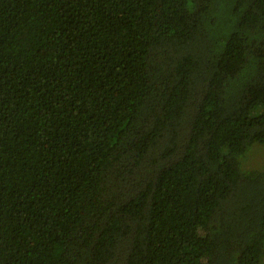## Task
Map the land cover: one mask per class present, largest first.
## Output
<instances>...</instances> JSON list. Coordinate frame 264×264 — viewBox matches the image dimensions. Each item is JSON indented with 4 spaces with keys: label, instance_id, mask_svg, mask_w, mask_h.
I'll use <instances>...</instances> for the list:
<instances>
[{
    "label": "trees",
    "instance_id": "obj_1",
    "mask_svg": "<svg viewBox=\"0 0 264 264\" xmlns=\"http://www.w3.org/2000/svg\"><path fill=\"white\" fill-rule=\"evenodd\" d=\"M264 0H0V264H264Z\"/></svg>",
    "mask_w": 264,
    "mask_h": 264
},
{
    "label": "rangeland",
    "instance_id": "obj_2",
    "mask_svg": "<svg viewBox=\"0 0 264 264\" xmlns=\"http://www.w3.org/2000/svg\"><path fill=\"white\" fill-rule=\"evenodd\" d=\"M248 166L249 167H256L261 168L264 165V148L258 147L254 149L248 159Z\"/></svg>",
    "mask_w": 264,
    "mask_h": 264
}]
</instances>
